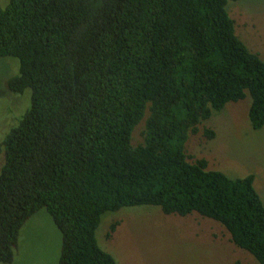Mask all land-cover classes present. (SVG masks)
I'll return each mask as SVG.
<instances>
[{"label": "trees", "instance_id": "1", "mask_svg": "<svg viewBox=\"0 0 264 264\" xmlns=\"http://www.w3.org/2000/svg\"><path fill=\"white\" fill-rule=\"evenodd\" d=\"M230 1L0 4V59L20 62L8 87L32 90L3 142L0 264L14 262L23 226L42 209L62 232L59 264H118L97 229L106 212L134 206L212 219L264 264L256 176L209 170L186 148L214 111L248 93L252 128L264 127V59L237 35Z\"/></svg>", "mask_w": 264, "mask_h": 264}, {"label": "rangeland", "instance_id": "2", "mask_svg": "<svg viewBox=\"0 0 264 264\" xmlns=\"http://www.w3.org/2000/svg\"><path fill=\"white\" fill-rule=\"evenodd\" d=\"M8 2L0 0L3 7ZM227 10L236 22L237 35L249 50L264 59V0L230 1ZM19 72L18 58L0 59V162L3 163V142L31 107V89L15 94L8 87L9 80ZM250 106L248 93L245 99L214 111L201 125V132L190 135L186 148L191 157L206 159L209 170L221 171L233 179L254 174L255 187L264 202V127L252 128ZM205 127L216 131L214 139L203 135ZM143 129L144 122L135 131L134 145L143 143ZM113 224H116L114 232ZM97 239L118 264H259L252 254L233 243L220 223L196 212L182 217L165 214L157 206L124 207L102 216ZM62 243V232L47 210L42 209L23 226L11 264H59Z\"/></svg>", "mask_w": 264, "mask_h": 264}]
</instances>
